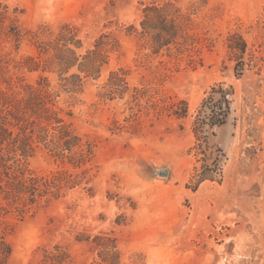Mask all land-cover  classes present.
I'll use <instances>...</instances> for the list:
<instances>
[{
	"label": "rangeland",
	"instance_id": "374dc122",
	"mask_svg": "<svg viewBox=\"0 0 264 264\" xmlns=\"http://www.w3.org/2000/svg\"><path fill=\"white\" fill-rule=\"evenodd\" d=\"M153 1L163 0H4L26 30L75 26L82 53L106 33L120 44L100 80L60 99L74 112L78 132L96 145L88 166L92 194L82 185L25 217L0 211L10 264H42L43 251L55 246L69 253L68 264H94L98 251L90 243L102 233L117 238L121 264H264V0H207L193 15L201 42L194 59L154 56L128 34ZM195 2L178 4L188 10ZM234 33L248 45L240 79L227 46ZM0 54L20 59L34 54V46L30 38L20 49L1 39ZM121 67L130 71L131 92L101 99L109 73ZM220 83L235 92L228 123L211 138L226 155L223 177L196 186L192 178L201 164L192 149L193 124L206 94ZM134 88L145 95L136 100ZM182 102L188 114L178 118L170 109ZM29 167L43 175L73 170L43 148ZM161 171L168 175L155 174Z\"/></svg>",
	"mask_w": 264,
	"mask_h": 264
},
{
	"label": "trees",
	"instance_id": "16d2710c",
	"mask_svg": "<svg viewBox=\"0 0 264 264\" xmlns=\"http://www.w3.org/2000/svg\"><path fill=\"white\" fill-rule=\"evenodd\" d=\"M179 1H153L145 5L139 27L130 25L128 34L143 41V47L154 56L187 54L194 59L201 42L194 33L193 15L207 0H196L188 10L179 6ZM17 14L0 0V40L13 42L20 49L22 42L30 38L34 46V54L20 59L0 54V211L7 215L15 210L25 217L42 203L60 199L82 185L92 194L88 166L96 145L78 132L73 123L74 112L64 109L60 99L63 94L75 98L90 80H100L120 44L106 33L82 53L83 41L75 26L65 24L56 32L47 28L26 30ZM227 46L235 62V75L240 79L247 65L248 45L240 34L234 33L229 36ZM27 75L37 78L31 82ZM50 75L55 77L56 86ZM129 76L126 68L112 70L98 96L111 101L125 98L132 89ZM134 92L136 100L145 95L137 88ZM234 95L233 86L217 84L208 91L197 111L193 124L196 145L192 149L201 165L192 178L196 186L222 180L226 155L222 148L211 143V138L216 137V129L228 123ZM182 104V108L173 105L170 109L178 118L188 114V105ZM40 148L73 170H58L51 175L33 171L29 160ZM90 244L98 251L94 264H121L118 240L113 235L102 233ZM11 256L12 247L2 239L0 264H10ZM43 258L42 264L70 262L69 253L61 246L44 250Z\"/></svg>",
	"mask_w": 264,
	"mask_h": 264
},
{
	"label": "water",
	"instance_id": "95a60500",
	"mask_svg": "<svg viewBox=\"0 0 264 264\" xmlns=\"http://www.w3.org/2000/svg\"><path fill=\"white\" fill-rule=\"evenodd\" d=\"M155 174H159L160 176H167L168 175V172L167 171H161V172H155Z\"/></svg>",
	"mask_w": 264,
	"mask_h": 264
}]
</instances>
